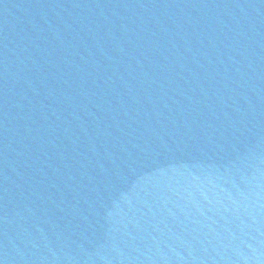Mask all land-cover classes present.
<instances>
[{"label": "water", "instance_id": "95a60500", "mask_svg": "<svg viewBox=\"0 0 264 264\" xmlns=\"http://www.w3.org/2000/svg\"><path fill=\"white\" fill-rule=\"evenodd\" d=\"M0 264H264V0H0Z\"/></svg>", "mask_w": 264, "mask_h": 264}]
</instances>
